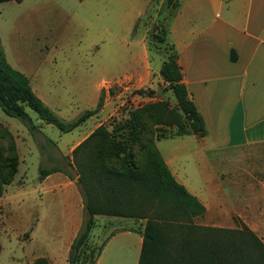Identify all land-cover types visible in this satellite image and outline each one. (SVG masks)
Wrapping results in <instances>:
<instances>
[{
	"label": "rangeland",
	"instance_id": "obj_1",
	"mask_svg": "<svg viewBox=\"0 0 264 264\" xmlns=\"http://www.w3.org/2000/svg\"><path fill=\"white\" fill-rule=\"evenodd\" d=\"M140 2L144 4L145 0L2 2L0 43L7 61L14 68H21L29 77L37 71V75L35 73L31 77V86L42 94L46 103L43 102L65 122L76 119L84 110L94 106L97 99L95 85L101 79H105L101 86L104 105L97 121H102L101 125L108 130L129 118L133 109L148 103H165L168 109H172V114H163V121L158 125L149 124L151 132L147 131L142 138V142H145L147 137L154 139L157 134L167 135L176 131L173 119L177 109L173 93L164 80L151 88L141 82L136 83L133 78L127 77V73L121 75L123 80L120 82H113L110 78L126 72L134 65L132 57L140 53L144 46L154 68L163 59L173 55L171 45L165 41L157 42L154 35L160 34V28H163L162 24L173 11L174 5L172 0H153L151 7L146 8L145 15L137 21L134 14ZM25 111L31 124L19 117L7 115L0 107V122L13 133L19 163L14 178L17 184L12 183L7 189L10 191L14 185H20L13 195H8L12 200L11 209L4 208L6 215L3 212L0 215V264H33L30 260L45 254L43 252L52 243L57 245L56 258L61 264H69L60 258L59 248L78 215L82 225L85 218L82 195H64L62 191L70 192L62 189L52 192L53 195L42 194L44 186L39 180L40 170L53 166H63L67 171L62 170V173L69 172L77 179L79 173L74 166L72 150L80 142H70L77 137L78 132H62L56 126L43 122L28 106H25ZM7 142V138L0 139V147H4ZM44 142L47 144L42 146ZM95 142L94 139L87 141L79 148L75 162L85 172L82 186L97 197L100 206L121 213L119 216L131 218L135 230L140 232L147 220H153L168 239L184 233L186 235L189 225L208 222L204 216L198 218L201 214L192 217L191 222L186 221L184 214L172 207L171 203H160L149 198L147 195L154 194L133 183L115 184L114 181L111 186L105 184L92 168ZM51 145L59 155L66 151L69 161L66 166L62 160H55L52 164L46 159V154L56 156L50 149ZM135 150L141 159L143 147L136 145ZM204 154L208 159L205 175H211L212 171L223 173V170L231 169L232 165L228 168L223 166L227 163L221 162V155L215 154L214 150L205 151ZM73 183L69 188L73 187ZM230 197L231 202L227 205L232 209V221L236 226L233 229H241L244 224L264 244V195ZM36 222H39V226L33 230ZM109 227L105 230L93 227L82 247L84 254L81 262L77 264L89 263L90 257L95 256L99 246L112 232ZM101 264L136 262L127 260L120 263L118 259Z\"/></svg>",
	"mask_w": 264,
	"mask_h": 264
},
{
	"label": "crops",
	"instance_id": "obj_2",
	"mask_svg": "<svg viewBox=\"0 0 264 264\" xmlns=\"http://www.w3.org/2000/svg\"><path fill=\"white\" fill-rule=\"evenodd\" d=\"M152 2L145 0L144 4H138L134 14L137 21L145 15ZM172 4L174 9L160 29L164 31L165 42L176 52L181 82L203 119L205 133L202 136L194 133L167 134L156 137L154 143L173 178L204 206L205 210L198 218L204 216L208 222L198 224L236 228L232 209L227 205L231 202L230 195H264V0H172ZM142 43L145 45L144 39ZM231 51L234 59L230 58ZM165 60L156 68L152 67L144 46L132 57L134 65L110 79L120 82L123 80L121 75L127 73V77L136 83L153 88L158 81H163L159 71ZM16 70L29 79L31 86V77L35 73L37 75V71L29 77L21 68ZM104 80L95 85L97 99L91 109L96 106ZM32 89L45 102L42 94ZM103 105L68 131L78 132L70 143L83 141L102 124L97 120L101 117ZM50 149L59 160L65 157L69 162L66 151L59 148L62 156L56 153L53 145ZM210 150L221 155L220 161L227 163L223 166L228 168L232 165L231 169L205 175L208 159L204 153ZM46 159L53 164V160ZM14 178L5 185L0 196V215L2 212L6 215L4 208L11 209L12 200L8 195H13L20 186L14 185L8 191V185L17 184ZM39 181L44 186L42 194L53 195L52 192L62 189L70 192L62 191L64 195H81L76 183L69 188L72 181L61 171H53L40 177ZM94 219V228L105 230L110 226L112 230L102 242L94 264L112 263L118 259L120 263L132 260L137 264L142 235L135 230L134 221L129 217L107 214H97ZM37 226L39 222L33 230ZM80 227L78 215L59 248V256L64 262L68 261L70 245ZM56 252L57 245L52 243L39 257L46 258L48 264H61ZM36 258L38 256L30 261L34 262Z\"/></svg>",
	"mask_w": 264,
	"mask_h": 264
},
{
	"label": "trees",
	"instance_id": "obj_3",
	"mask_svg": "<svg viewBox=\"0 0 264 264\" xmlns=\"http://www.w3.org/2000/svg\"><path fill=\"white\" fill-rule=\"evenodd\" d=\"M7 1L20 2L21 0H0V3ZM154 38L157 42L163 43L165 41L164 31L161 30L160 34L154 35ZM230 58H235L233 51L230 53ZM159 73L176 99L177 113L174 115L173 123L177 129L172 134L204 135L203 119L181 82L180 66L177 64L174 49L173 55L166 58ZM103 99L102 90L94 109L84 110L70 122L63 121L35 94L29 79L9 64L0 43V107L7 115L19 117L25 123L31 124V119L25 111V106H28L45 123L56 126L62 132H68L98 111L103 105ZM163 114L165 116L172 114V109H168L165 103L144 104L133 109L129 118L111 130L104 125H98L72 150L74 166L79 173L76 186L82 195L85 218L70 245L68 253L70 264L81 262L84 254L82 247L94 226L95 215L121 214L113 209L100 206L97 197L91 195L82 186L85 172L80 164L75 162L77 160L75 156L79 148L87 141L93 139L96 141L93 172L97 171L101 180L108 186H111L114 181L115 184L138 185L154 194L147 195L149 198L156 199L160 203H171L172 207L184 214L188 222L192 221V217L204 212V206L193 195L188 194L184 186L173 178L156 149L154 139L165 135L157 134L154 139L147 137L145 142H142L143 134L147 131L151 132L149 124H160L163 121ZM29 126L34 128L32 125ZM4 138H7L8 142L4 147H0V196L5 185L12 182L18 165L12 133L0 123V139ZM41 144L44 146L47 143ZM136 145L143 147L144 153L141 159L135 150ZM47 156L50 160H59L55 155L47 154ZM63 158L62 162L66 166L69 162ZM62 170H65L63 166L44 168L40 170V177ZM64 173L72 180L74 179L69 172ZM155 224V221L147 220L141 232L142 243L137 264H264V244L254 231L244 224L241 229L192 224L188 226L186 235L184 233L172 239L163 236ZM101 247L102 244L95 256L90 257L88 264L95 263ZM33 264H48V261L44 257H38Z\"/></svg>",
	"mask_w": 264,
	"mask_h": 264
},
{
	"label": "water",
	"instance_id": "obj_4",
	"mask_svg": "<svg viewBox=\"0 0 264 264\" xmlns=\"http://www.w3.org/2000/svg\"><path fill=\"white\" fill-rule=\"evenodd\" d=\"M77 182H78V180H77V179H75V180H74V183H77Z\"/></svg>",
	"mask_w": 264,
	"mask_h": 264
}]
</instances>
